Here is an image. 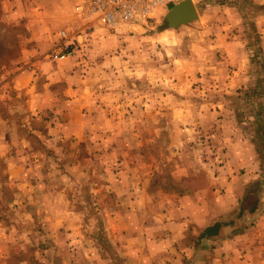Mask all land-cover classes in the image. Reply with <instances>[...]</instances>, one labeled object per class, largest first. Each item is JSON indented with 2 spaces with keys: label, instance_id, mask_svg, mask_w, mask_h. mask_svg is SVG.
I'll use <instances>...</instances> for the list:
<instances>
[{
  "label": "rangeland",
  "instance_id": "1",
  "mask_svg": "<svg viewBox=\"0 0 264 264\" xmlns=\"http://www.w3.org/2000/svg\"><path fill=\"white\" fill-rule=\"evenodd\" d=\"M81 1L0 0V264H106L117 213L125 237L147 232L118 244L131 264H189L202 231L241 212L226 128H264V0H193L188 24L169 8L91 36ZM257 229L205 245L204 264H251Z\"/></svg>",
  "mask_w": 264,
  "mask_h": 264
},
{
  "label": "crops",
  "instance_id": "2",
  "mask_svg": "<svg viewBox=\"0 0 264 264\" xmlns=\"http://www.w3.org/2000/svg\"><path fill=\"white\" fill-rule=\"evenodd\" d=\"M238 47V58H236L235 63H237L236 67L241 70L242 74H238V72H236L235 75L232 76L231 82L235 85H237L238 81H242L244 72H247L245 68L247 67V63L249 61L244 46L239 45ZM237 60L239 62H237ZM236 79H238V81ZM247 81L245 80L244 83H247ZM241 85L242 84H240V86ZM231 126L235 127L231 128ZM247 127V125L243 124H230V127L226 128V130H231V132L226 138V153H224V157H226L229 162H234L238 165V167H244L246 169L245 176H243L235 185H232V187H236H234V190H231L234 192V196L237 200L234 209H239L241 212L237 217L232 218L227 222L217 220L213 225H210L206 230H203L197 240L199 246L198 249L191 253L186 251L184 252L187 257L192 259L189 264H204L205 258H207L208 253H210L209 248L205 245L209 244L208 246L212 248V245L220 243L221 240L224 239L229 230H236L244 224L250 225V230L256 226L258 227L257 230L260 231V236L258 237L259 240L253 239L252 237L248 240L245 238L246 245L249 241L251 245V250L248 251V254L250 253L251 256H248L247 259L250 260L251 264H264V128L260 127L257 129L253 125H250L248 128ZM257 137L259 139H257ZM116 185L119 187V183ZM122 216H125V214L117 213L114 219L108 221V237L116 249L118 248L119 243L122 244L125 241L126 237L132 238L130 240L133 241L129 242L136 243L137 241H135V238L137 236L143 237L144 234H147V232H142V230L138 229L135 232L133 231L132 234H127L125 237V233H123V231L126 232L125 229L130 225L127 224L125 217L122 218ZM217 224H220L221 226L216 229ZM149 226L150 224L148 225V228ZM215 231L217 232L214 233ZM206 232H209L210 234H206ZM239 238V235H234V252L236 253H238L237 250L240 248L238 247V242H240ZM209 240L211 243L208 242ZM255 243H259L260 248L259 250L252 251ZM0 245H2L1 242ZM122 248L123 247L120 245V251L113 249L110 251L108 257L102 256L106 259L108 258L106 264H113L115 261L116 264H131L130 259L132 258L130 257L132 255H126L124 251L126 248L121 250ZM2 249L3 246H0V251H2ZM205 249H208V251L206 252ZM127 250L132 251L133 248L127 247ZM137 250H139V248ZM189 254H191V256H189ZM0 257L7 258L8 255L0 254ZM151 257L154 259V255H151ZM132 261L135 260L133 259ZM148 264H150L149 261Z\"/></svg>",
  "mask_w": 264,
  "mask_h": 264
},
{
  "label": "built area",
  "instance_id": "3",
  "mask_svg": "<svg viewBox=\"0 0 264 264\" xmlns=\"http://www.w3.org/2000/svg\"><path fill=\"white\" fill-rule=\"evenodd\" d=\"M183 0H82L76 6L78 16L84 20V33L91 36L96 27L109 30L135 28L147 23L159 10L169 9ZM65 36L66 33L63 32ZM73 53L68 52L67 56ZM57 54L56 59L64 58Z\"/></svg>",
  "mask_w": 264,
  "mask_h": 264
},
{
  "label": "water",
  "instance_id": "4",
  "mask_svg": "<svg viewBox=\"0 0 264 264\" xmlns=\"http://www.w3.org/2000/svg\"><path fill=\"white\" fill-rule=\"evenodd\" d=\"M198 18V11L193 0H183L174 6L166 16L169 25L174 28L182 24H188Z\"/></svg>",
  "mask_w": 264,
  "mask_h": 264
},
{
  "label": "trees",
  "instance_id": "5",
  "mask_svg": "<svg viewBox=\"0 0 264 264\" xmlns=\"http://www.w3.org/2000/svg\"><path fill=\"white\" fill-rule=\"evenodd\" d=\"M173 8V7H172ZM221 225L220 224H217L216 225V229L218 228V227H220ZM217 231H215L214 233H216ZM206 234H210L209 232H206Z\"/></svg>",
  "mask_w": 264,
  "mask_h": 264
}]
</instances>
